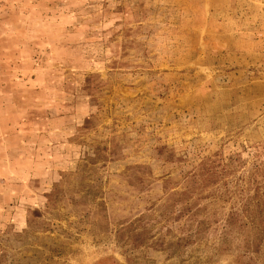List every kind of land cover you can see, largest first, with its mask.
<instances>
[{
  "label": "rangeland",
  "instance_id": "rangeland-1",
  "mask_svg": "<svg viewBox=\"0 0 264 264\" xmlns=\"http://www.w3.org/2000/svg\"><path fill=\"white\" fill-rule=\"evenodd\" d=\"M0 264H264V0H0Z\"/></svg>",
  "mask_w": 264,
  "mask_h": 264
}]
</instances>
